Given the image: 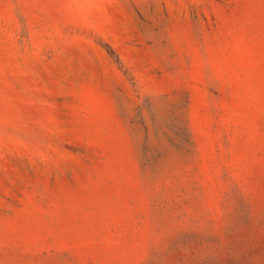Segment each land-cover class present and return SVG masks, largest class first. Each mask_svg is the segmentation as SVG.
I'll return each mask as SVG.
<instances>
[{
  "label": "rangeland",
  "instance_id": "1",
  "mask_svg": "<svg viewBox=\"0 0 264 264\" xmlns=\"http://www.w3.org/2000/svg\"><path fill=\"white\" fill-rule=\"evenodd\" d=\"M0 264H264V0H0Z\"/></svg>",
  "mask_w": 264,
  "mask_h": 264
}]
</instances>
